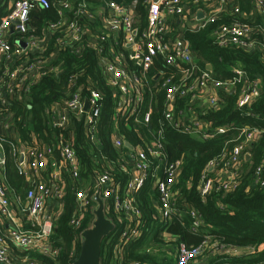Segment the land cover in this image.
<instances>
[{"label":"built area","instance_id":"2783aa9c","mask_svg":"<svg viewBox=\"0 0 264 264\" xmlns=\"http://www.w3.org/2000/svg\"><path fill=\"white\" fill-rule=\"evenodd\" d=\"M156 1L149 0L148 24L140 31L134 6L104 1L98 13H91L87 0L77 5L74 0H11L9 3L0 0V7L8 4V14L0 21V154L3 155V159L0 158V173L5 170V143L17 137L11 107L14 102L27 103L32 88L42 78L58 73L49 66L51 57L46 54L52 44L55 49L50 55L57 50L76 55L84 50L97 53L108 83L121 93L118 115L128 112L133 116L137 112L143 92L150 90L147 76L155 60L161 58L164 68L169 69L160 71L157 76L163 79L161 88L166 91V121L173 129L198 134L204 140L228 131L227 128L210 130L200 118L220 111L223 94H237L238 109L250 108L256 102L262 93L259 79L251 81L242 68H233L232 79L225 82L216 80L212 68L208 71L198 66L190 44L179 37L180 32L175 27L181 24L180 28L183 29L188 18L187 26L191 24V31H200L222 18L232 19L231 24L220 26L215 31L216 44L222 49L257 52L264 62V24L256 27L243 22L255 16L264 21V0ZM248 3L251 7L246 11L244 6ZM37 9L52 10L56 15V20H49L42 34L31 29V16ZM199 10L204 16L201 21L197 19ZM96 18L100 26L95 32L90 26H94L92 23ZM106 43L109 44L107 48ZM124 58L135 63L140 70L136 72L122 66ZM174 70L182 75L181 82H174L172 76L165 78L168 73L173 74ZM186 98L190 99L188 111L181 112L180 118L176 120L175 103ZM86 101L89 107L85 112ZM100 102L101 94L96 90H91L85 100L81 94L72 93L69 100L51 106L53 129L64 128L71 117H84L85 132L94 142V131L101 114ZM197 108L201 110L200 116ZM150 114H146L145 123H149ZM258 135L260 131L245 128L239 136L241 142L232 151L225 152L229 154L224 153L209 163L199 189L203 198L214 191L225 194L235 191L241 172L244 171L243 163L247 162L245 158H251L250 147ZM125 143L119 135L113 139L114 146L119 150H129ZM143 146L130 150L132 153H125L128 159L121 168L128 178L122 188L115 183L110 173L104 172L98 178L92 195L88 190L79 195V209L71 221L76 231H81L86 213H90L93 206L92 196L98 190L106 202L108 213L113 210L134 219V215H139L136 195L148 182L159 194L155 206L158 207L160 222L169 226L173 220H177L184 225L186 211L179 205L181 193L177 186L181 163H167L162 130L150 144L144 143ZM56 150L59 158H56ZM18 152L19 159L21 156L24 158L22 163H18L22 174L30 181L37 177H42V180L27 193L24 207L18 203L15 206L12 204L0 177V264H12L10 244L21 251L33 249L56 254L51 249L49 239L63 207L60 183L64 182L65 174L71 175L73 180L80 177L76 153L68 143L59 141L57 146H45L34 141L32 146L19 148ZM253 183L264 188V167L256 169ZM51 208L53 213L49 214ZM191 217L194 220L192 231L197 232L203 222L195 212H191ZM26 224L30 229H26ZM139 236L137 228L127 227L115 248L116 253ZM209 245V239L198 247L175 245V264L195 263Z\"/></svg>","mask_w":264,"mask_h":264},{"label":"trees","instance_id":"16d2710c","mask_svg":"<svg viewBox=\"0 0 264 264\" xmlns=\"http://www.w3.org/2000/svg\"><path fill=\"white\" fill-rule=\"evenodd\" d=\"M9 1L11 0H6V3ZM81 1L74 0L76 5ZM104 1L134 6L140 31L147 26L149 0H87L89 12L98 13L104 6ZM7 5L0 7V21L8 14ZM250 7L248 3L244 9L249 11ZM49 20H56L54 11L37 9L31 16V29L42 34ZM85 21L87 22L86 19ZM187 21L188 18L183 29L180 28L181 24L175 28L180 32L179 37L190 44L198 66L205 70L210 65L213 77L224 82L232 79L233 68H242L251 81L260 80L262 93L259 98L250 108L238 109V95L223 94L220 111L203 117L200 116V108H197L198 115L207 123L208 129H228L226 134L204 140L198 134L175 130L166 121V91L161 88L163 79L157 76L160 71L169 69L164 68L161 58L155 60L154 67L147 76L150 90L143 92L137 112L133 116L128 112L126 115H118L121 93L108 83L97 53L84 50L76 55L57 50L50 55L55 49L52 44L46 54L51 57L49 66L58 73L42 78L32 88L27 103L14 102L11 107L17 137L16 140L5 143V170L0 173V177L5 183L12 204L15 206L18 203L25 207L27 193L36 187L42 177L30 181L22 174L18 165V150L32 146L34 141L45 146H57L59 141H63L72 146L77 156L80 177L73 180L71 175L65 174L64 182L60 183L63 207L49 239L51 249L56 254L33 249L21 251L10 244L12 264H73L80 255L79 234L92 219L87 212L81 231H76L71 226V221L79 209V195L84 190L92 195L98 178L104 172L110 173L121 188L128 178L121 165L128 159L125 153L132 152L117 149L113 144L114 137H123L136 149L144 143L150 144L160 130L163 131L167 163H181L177 186L181 193L179 205L186 211L184 225L177 220H173L169 226L160 222L158 207L155 206L159 201V194L152 183L148 182L136 195L139 215H134V219L113 210L109 211L108 215L116 224V231L103 241L102 264H175V245L198 247L207 239L210 240L209 248L196 260V264H264V188L253 183L256 169L264 167V62L257 52L248 53L236 48L222 49L216 44L215 31L220 26L231 24L232 19L222 18L200 31H191ZM243 22L256 27L264 24L259 16ZM92 24L94 26H90V29L96 32L100 26L99 19L96 18ZM108 45L106 43L105 48ZM121 65L132 71L140 70L128 58H124ZM169 76L176 83L183 80L182 75L175 70L165 78ZM91 90L101 94V114L94 131V142L85 132L84 117H71L64 128L53 129L51 106L69 100L72 93L81 94L85 100ZM189 106V98L177 100L174 106L176 120L180 118L181 112L187 113ZM149 112V123H145V116ZM245 128L256 129L260 131V135L251 144V158L243 163L244 171L241 172L239 185L233 193L214 191L203 198L199 189L209 163L219 159L225 152L232 151L241 142L239 136ZM56 158H59L57 150ZM209 175L212 176V173ZM48 212L52 214L53 208ZM191 212H195L203 222L197 232L192 231L194 220ZM25 226L30 229L28 224ZM129 226L137 228L140 236L122 246L116 253L115 248L121 234ZM229 249L247 253H225Z\"/></svg>","mask_w":264,"mask_h":264},{"label":"water","instance_id":"95a60500","mask_svg":"<svg viewBox=\"0 0 264 264\" xmlns=\"http://www.w3.org/2000/svg\"><path fill=\"white\" fill-rule=\"evenodd\" d=\"M158 2V0L156 1ZM197 19L199 21L204 19L203 12H197ZM136 34V32H134ZM23 48H26L22 45ZM207 70L211 71V66H207ZM89 107V102H85L84 111L86 112ZM127 149L133 151L134 148L130 143L126 142ZM3 159V155L0 154ZM250 156H246L245 160L248 161ZM24 160L23 156L20 157L19 163ZM50 202V201H49ZM93 206L90 210L92 217L90 224L80 232L79 244L80 255L73 264H102L101 248L103 241L116 231V224L113 219L108 215L106 210V202L102 198L100 190L92 196Z\"/></svg>","mask_w":264,"mask_h":264},{"label":"rangeland","instance_id":"374dc122","mask_svg":"<svg viewBox=\"0 0 264 264\" xmlns=\"http://www.w3.org/2000/svg\"><path fill=\"white\" fill-rule=\"evenodd\" d=\"M188 27H191V24H189ZM168 241H170V240H168ZM39 251H42V250H39ZM225 253H228V254H231V255H233V254L243 255V254H245L247 252H243L241 250H236V249H229V250H226Z\"/></svg>","mask_w":264,"mask_h":264},{"label":"crops","instance_id":"0c3cea01","mask_svg":"<svg viewBox=\"0 0 264 264\" xmlns=\"http://www.w3.org/2000/svg\"><path fill=\"white\" fill-rule=\"evenodd\" d=\"M197 261H198V260H197ZM197 261H196V262H197ZM196 262H195V263H193V264H196Z\"/></svg>","mask_w":264,"mask_h":264}]
</instances>
